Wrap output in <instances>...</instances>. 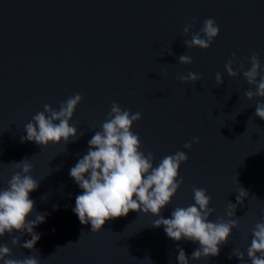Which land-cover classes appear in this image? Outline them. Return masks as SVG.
<instances>
[{
	"label": "water",
	"instance_id": "1",
	"mask_svg": "<svg viewBox=\"0 0 264 264\" xmlns=\"http://www.w3.org/2000/svg\"><path fill=\"white\" fill-rule=\"evenodd\" d=\"M208 18L216 21L218 37L208 49L187 48L184 41ZM253 53L264 68V0H0V189L8 185L12 163L29 159L40 183L29 194L35 206L27 219L48 214L34 228L40 234L34 250L13 246L8 234L0 245L11 248L12 258L31 255L39 264H178V247L189 264H251L246 250L264 217V119L254 115L264 98L249 101L244 93L252 86L242 73L230 77L224 66L232 60L234 70L248 68ZM184 54L191 64L178 62ZM189 72L200 80L178 79ZM76 93L83 99L70 121L78 131L75 142H21L24 126L45 104L58 109ZM113 102L141 114L131 130L140 150L154 154V166L178 151L188 157L179 170L184 182L162 210L164 218L194 203V186L207 189L213 222L228 219V203H237L240 186L248 191L233 217L238 227L218 256L191 260L199 244L169 239L163 226L152 227L158 217L151 214L130 211L98 233L80 223L73 208L82 189L69 171ZM193 137L199 143L186 149ZM14 234L21 244L31 239ZM234 249L245 253L243 262L229 259Z\"/></svg>",
	"mask_w": 264,
	"mask_h": 264
},
{
	"label": "clouds",
	"instance_id": "2",
	"mask_svg": "<svg viewBox=\"0 0 264 264\" xmlns=\"http://www.w3.org/2000/svg\"><path fill=\"white\" fill-rule=\"evenodd\" d=\"M191 28V24L185 25L184 34H189ZM219 31L216 21L208 18L203 21L200 31L193 34L190 40L184 41V44L187 48L208 49L218 37ZM178 62L191 64L192 59L184 54L178 57ZM248 64V68L240 64L239 72L234 70L232 60L224 67L230 77L234 78L242 73L247 83L252 86L244 93L249 101L256 97L264 98V76L260 75L264 68L259 54L253 53L248 58ZM200 78L198 73L192 72L178 77L185 83L193 84ZM215 78L218 85L223 84L219 72ZM252 88H255V91ZM82 99V95L76 93L61 101L58 109L45 104L43 111L37 112L24 126L27 135L20 137L21 142H35L42 147L49 143L75 142L76 139L73 138L77 137L78 131L70 121ZM254 115L264 119V102L255 105ZM141 118L139 112L123 110L115 102L111 104L108 118L102 123L101 130L96 131L88 141L86 154L69 171L70 177L82 189V193L75 198L74 214L82 225L91 224L92 233L103 230L107 221L126 217L130 211L151 214L158 217L152 227L163 226L169 239L177 242L184 239L199 244L192 252L191 260L218 256L220 246L228 242L232 230L238 227L239 221L233 217L236 216L237 205H242L249 196L248 191L240 186L236 196L237 203H228V219L220 217L213 222L209 217L215 209L210 207L211 197L207 194V189L194 186V203L187 207L177 206L171 212L170 218H164L161 215L162 210L171 203L184 182L179 176V170L188 157L185 152L178 151L164 156L154 166V154L140 150V138L131 130L134 123ZM82 135L83 133H80L79 137ZM194 143H199L198 137H193L184 147L190 150ZM12 165V175L7 187L0 189V238L8 234L13 246L19 245L24 249L34 250L40 239V234L34 232V228L44 223L48 215L36 213L33 219H27L34 213L35 206V201L29 194L38 189L40 181L32 177L33 165L29 159L25 158ZM14 230L21 235L29 234L31 239L21 244V237L15 235ZM177 251L178 264H189V257L184 249L178 247ZM246 252L251 264H264V217H261L252 229L251 243ZM232 256L241 262L245 259V253L238 249L233 250L229 259ZM0 262L39 264L37 257L31 255L23 259L12 258V250L7 244L0 245Z\"/></svg>",
	"mask_w": 264,
	"mask_h": 264
}]
</instances>
